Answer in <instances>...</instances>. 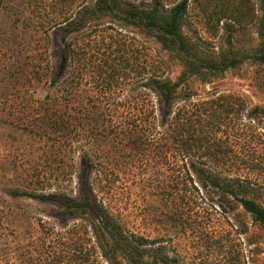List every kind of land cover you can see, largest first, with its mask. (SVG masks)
<instances>
[{
  "label": "rangeland",
  "instance_id": "rangeland-1",
  "mask_svg": "<svg viewBox=\"0 0 264 264\" xmlns=\"http://www.w3.org/2000/svg\"><path fill=\"white\" fill-rule=\"evenodd\" d=\"M181 1L114 0L97 12L98 0H0L1 264H132L96 214L66 207L82 202L81 156L92 163V196L123 235L154 240L144 261L264 264V228L228 195L202 188L189 167L242 181L264 208L260 1L186 0L181 31L194 58L238 60L192 76L179 53L122 14L156 6L166 16ZM63 48L67 68L53 86ZM183 76L170 118L184 119L191 151L170 165L147 82Z\"/></svg>",
  "mask_w": 264,
  "mask_h": 264
},
{
  "label": "trees",
  "instance_id": "trees-1",
  "mask_svg": "<svg viewBox=\"0 0 264 264\" xmlns=\"http://www.w3.org/2000/svg\"><path fill=\"white\" fill-rule=\"evenodd\" d=\"M262 11L261 25L259 30L260 39V54L256 56L259 62H264V0H259ZM114 0H98L97 9L95 11L102 12L112 9ZM186 0H182L180 4L169 14L162 15L156 6L151 9H136L130 8L122 10V14L133 24L141 26L165 48L179 53L184 60L188 63V76L198 75L200 68L205 72L210 73H222L229 67H234L238 60L231 59L229 62H212L203 61L198 58H194L190 53L189 44L181 31L182 13L186 8ZM198 63V66L192 61ZM67 68V54L65 48L61 51L60 59L56 68L54 78L50 81L51 85L61 84L63 76ZM186 79L180 77L175 82H161L155 78H150L147 82V86L156 95L158 102L161 105V158L167 160L171 165L178 161L183 160L184 155L191 151L190 147L185 144L183 140L182 125L184 119L173 116L172 118V104L176 96L177 89L185 82ZM165 127V129H164ZM191 125L186 122L184 127V133L189 134ZM188 138V137H187ZM190 139V137L188 138ZM173 151L178 153L177 158L171 156ZM170 158H174L176 161L171 162ZM80 164L82 166V173L78 176L77 189L78 197L82 202L76 204H69V209L78 208L87 214H96L100 220L101 228L107 234L108 238L117 245V247L125 254V257L132 264H161V254L159 258H154L150 263L143 260L146 255L148 242L154 240H148L143 236H131L123 235L124 230L122 226L117 224L113 214L108 210L102 200H96L92 196V185L89 182L87 171L92 167V163L87 156L80 157ZM172 165V166H173ZM190 170L194 173L198 184L202 188L213 189L214 192L221 199H225V196L231 197L232 201L238 203L242 209L247 212L252 219L264 228V208L259 206L253 199L246 197L245 191L249 189L247 184H243L242 181H233V179H225L218 177L216 174L208 171L207 168L200 167L194 162L189 164ZM180 165L176 166L179 169ZM86 171V173H85ZM177 172L179 170H176ZM179 174V173H178ZM177 174V175H178ZM24 195V193H21ZM131 245L132 254L128 253L126 247ZM156 251L161 252V246L156 248ZM138 257H137V256ZM1 264V263H0Z\"/></svg>",
  "mask_w": 264,
  "mask_h": 264
}]
</instances>
